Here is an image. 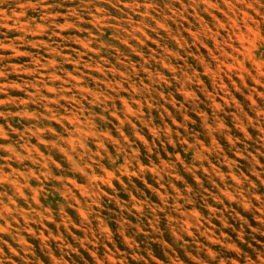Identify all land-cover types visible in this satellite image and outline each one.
<instances>
[{"label": "clouds", "instance_id": "1", "mask_svg": "<svg viewBox=\"0 0 264 264\" xmlns=\"http://www.w3.org/2000/svg\"><path fill=\"white\" fill-rule=\"evenodd\" d=\"M5 2L0 0V17L6 11L9 15L18 11L22 4L25 11L34 8L36 19L43 20V26L52 34H56V21L52 18L67 6L66 0H12L14 7L4 9ZM80 4L87 6L92 15H96L98 5L101 12L105 4L120 11L127 9L119 18L121 21L139 13L148 17L140 22L144 31L155 27L153 19L167 24L166 18L190 15L187 8L199 5L201 14L212 11L226 26L225 43L236 49L230 54L238 62L233 63V77H243L253 89L250 78L264 84V0H80ZM209 5H215V9ZM117 27L121 29L120 38H136L135 24L122 23ZM8 39H0V49L9 46ZM238 39L242 42L237 43ZM165 41L162 38L161 45ZM109 47L120 45L110 43ZM140 51L149 55L145 49ZM121 53L117 57L109 51L95 59L88 57L84 63L75 59V69L56 56L50 57L57 66L45 75L56 79H46L40 85L43 111L38 110L37 120L42 128L56 133L45 140L55 150L48 159L38 160L37 167L23 170L24 179L20 171L12 168V156H0V264H38L43 260L39 242L30 240L28 233L39 223L37 214H43L49 203L53 211L58 204L65 211L78 204L87 214L84 227L88 229V239L84 246L95 256H85L88 264H153V258L160 264H264V137L250 132L252 139H245L223 113L216 114L226 125L218 132L202 98L190 100L180 113L173 111L169 93L175 95L181 85L169 77L172 87H166L157 77L158 71L163 74L157 63L143 64L133 57L135 69L123 68L117 59L130 62L124 59L127 50L121 49ZM155 59L171 62L163 52ZM85 63L91 68L100 63L103 74L90 72ZM113 70L122 72L124 77L113 76ZM145 70L151 73L150 79L144 75ZM135 73H140L139 77ZM47 87H52L55 95L44 91ZM182 99L177 97L176 107ZM197 111L209 114L207 129L195 117ZM52 116L63 128L48 123ZM252 119L253 127L264 125V116ZM242 123L247 127V121ZM210 136L221 144L223 153L212 147ZM225 136L231 137L230 144ZM225 157L233 162L230 169L223 166ZM33 176L39 183L32 181ZM29 187L39 189L43 207L32 203ZM237 215L248 223H237ZM97 219L102 225L96 223ZM208 219L213 224L223 221L221 229H228L219 233L205 231L218 247L197 234V229L204 231ZM189 236L195 240L190 241ZM56 239L62 244L61 251L55 244L45 245L54 259L63 264H83L72 255L73 246L66 237L60 235Z\"/></svg>", "mask_w": 264, "mask_h": 264}, {"label": "rangeland", "instance_id": "2", "mask_svg": "<svg viewBox=\"0 0 264 264\" xmlns=\"http://www.w3.org/2000/svg\"><path fill=\"white\" fill-rule=\"evenodd\" d=\"M66 4L63 12L52 18L56 21V34H52L43 26V20L36 19L34 8L25 11L22 4L18 11H13L11 15L6 11L0 17V26H2L0 34H3L0 35V39H4L5 36L9 38V46L0 49V145L3 146L0 147V156H12L11 166L20 171L22 179L25 178L23 170L27 167H37L38 160L48 159L49 153L55 150L50 148L49 143H46L45 140L56 133L49 128H42L37 120L38 110L43 111L40 85L46 79L53 81L56 79L55 76L45 75L47 71L57 66L50 59L52 56L62 59L66 66L75 69L78 67L74 62L75 59L84 63L88 57L95 59L109 51L115 52L117 57H120L121 49H125L127 54L124 59L130 63H123L121 59L116 60V63L123 68L132 67L133 70L135 69L136 64L132 62L133 57L143 64L157 63L163 69V74L158 71L157 77L166 87H172V84L168 83L169 77L175 84L181 85L176 89L175 95L169 93L172 97L173 111L180 113L190 100L202 98L207 102L206 107L216 121L218 132L226 125L224 120L216 114L223 113L224 116L231 118L232 128L245 139H252L249 135L250 132L255 133L258 137H264V125L253 127L255 122L252 119L253 116L257 119L264 116V84L250 78L251 84L255 86L253 89L249 87L243 77H233L232 73L236 71L233 63L238 62L230 52H235L236 49L225 43L226 26L212 11L205 10L201 14V6L197 5L187 8L190 15L181 14L173 18H166L167 24L153 19L152 24L155 27L144 31L140 22L148 17L139 13L129 15L126 21H121L119 18L124 16L127 9L120 11L113 8L112 4H105L103 12L98 5L95 9L96 15H92L87 6L81 5L80 0H66ZM2 7L4 9L14 7L12 0H6ZM137 7L140 6L137 5ZM180 7H184V5H180ZM208 7L215 9V5ZM108 9H112V11L109 12ZM220 15L223 16L224 13H220ZM33 22L35 30H32ZM122 23L136 25L135 39L120 38L118 33L121 29L117 25ZM161 33L163 37H161ZM162 38H166L164 45L160 43ZM26 39L29 41L28 43L24 42ZM241 42L239 39L237 40V43ZM110 43L119 44L120 47L110 48ZM140 49H145L149 55L146 56ZM160 52H163L171 62L162 63L156 60L155 57ZM100 63H104V61L101 60ZM100 63H97L95 68H91L87 63L84 66L90 72L102 75ZM253 63L255 62L253 61ZM45 65H48L49 68H45ZM64 72L66 75L68 74L67 67ZM112 75L124 77L122 72L116 70H113ZM135 75L139 77L140 73H135ZM144 75L151 78V73L146 70ZM93 83H99V81L93 80ZM106 86L111 87V84ZM121 90H123L122 87ZM44 91L50 96L55 95V90L52 87H47ZM177 97L183 98L179 107H176ZM50 102L55 103V101ZM194 115L207 129L209 114L197 111ZM182 119L188 121L187 117H182ZM242 121H247V127ZM188 122L195 123V121ZM48 123L63 128L55 116H52ZM68 123L71 124L72 121H68ZM173 125L176 126L175 120H173ZM64 130L67 131V129ZM210 139L212 147L217 152L223 153L221 144L211 136ZM224 140L231 143L230 136H225ZM190 147L191 145H189ZM201 147H203L202 144ZM60 152L62 153L63 150L61 149ZM184 154L187 156L188 150H185ZM234 155L237 156V159H242L239 153H234ZM261 158L264 159V156ZM179 159L180 157L177 155V160ZM232 163L225 157L223 166L230 169ZM185 171L189 170L186 168ZM218 178L223 179L219 175ZM32 181L39 183L35 176L32 177ZM212 186L216 187L215 184ZM27 192L31 194L34 205L43 207L38 188L29 187ZM21 199H24L23 196ZM47 200L48 196H45L44 201ZM24 203L27 204V201L25 200ZM25 211L21 212L22 219L25 218ZM37 215L39 223L28 233V238L40 244L43 260L38 264H44V261H48L49 264H63L62 261L54 259L45 248L46 244L52 243L56 245L57 251H61L62 244L56 239L60 235L66 237L70 242L73 246L72 255L80 259L83 264H88L85 256L95 259L89 247L84 246L88 239V229L84 227V224L88 223V216L78 204L76 207H70L68 211L58 204L56 211H53L49 203L44 208V213ZM108 219H111V213ZM234 219L239 224L248 223L238 215ZM96 223L102 225L99 219ZM223 223V221H219L218 224H213L212 220L208 219L203 226L204 231L197 229V234L201 239L212 243L213 247H218L220 245L209 240L205 231L209 233L211 231L217 233L221 230L227 231V228L221 229L220 225ZM232 230L234 231V229ZM188 239L194 241L195 237L189 236ZM124 243L130 247L127 241ZM156 243L161 242L157 241ZM229 250L233 249L229 248ZM164 255L167 258V253ZM211 255L210 252L209 256ZM185 256L192 261V257L187 252H185ZM153 264H160V261L153 258ZM173 264H177V262H173ZM193 264H199V262L193 261Z\"/></svg>", "mask_w": 264, "mask_h": 264}]
</instances>
